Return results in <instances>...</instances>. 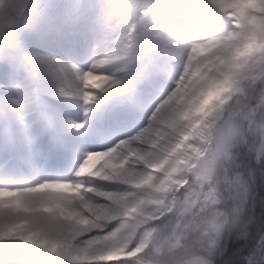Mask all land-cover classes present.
Masks as SVG:
<instances>
[{
	"label": "snow or ice",
	"instance_id": "snow-or-ice-1",
	"mask_svg": "<svg viewBox=\"0 0 264 264\" xmlns=\"http://www.w3.org/2000/svg\"><path fill=\"white\" fill-rule=\"evenodd\" d=\"M109 107L146 126L71 177L17 181L13 161ZM0 264H264V0H0Z\"/></svg>",
	"mask_w": 264,
	"mask_h": 264
},
{
	"label": "rangeland",
	"instance_id": "rangeland-1",
	"mask_svg": "<svg viewBox=\"0 0 264 264\" xmlns=\"http://www.w3.org/2000/svg\"><path fill=\"white\" fill-rule=\"evenodd\" d=\"M80 38H67V37H60V38H46V39H35L32 37L28 38V47L32 52L39 53L41 55H48L55 53L56 48H71V45H77L76 40H79ZM83 47V50L85 51L84 45L82 42L78 43V46ZM90 48V46H89ZM72 51L74 50L71 48ZM87 52V51H85ZM40 86L45 89V90H51L52 85L51 82L47 78H41L40 80ZM162 85H156L154 88L150 89V99L152 100H157L160 96L157 94V92L162 91ZM49 103L52 106L53 109H64V116H70V117H76V112H82L81 110H75V112H71L67 110L66 106L59 101H56L52 98H49ZM110 109L104 113V123L106 126H108V129H120V127H126L127 122L129 123L128 117L125 113V108L123 107H109ZM83 115V113H82ZM146 121L142 125H138L135 127V130L133 131V134H135L137 131H139L141 128L146 126L147 123V116H144ZM103 119H99L97 121H92V125L90 128V132L86 135V132L81 134L77 138V143H79V140L81 139L82 136H84L85 140L81 142L79 146H86V150H92L95 147H97V143L101 142L99 139H95L94 135L95 132H98L100 130V127L103 124ZM82 121V120H81ZM104 128V127H102ZM131 134V135H133ZM77 146V144H76ZM109 144L105 143L103 145V148L108 147ZM23 159V158H22ZM49 178V177H45ZM44 178V179H45Z\"/></svg>",
	"mask_w": 264,
	"mask_h": 264
},
{
	"label": "bare ground",
	"instance_id": "bare-ground-1",
	"mask_svg": "<svg viewBox=\"0 0 264 264\" xmlns=\"http://www.w3.org/2000/svg\"><path fill=\"white\" fill-rule=\"evenodd\" d=\"M90 51L91 49L88 47L87 54H89V56H90ZM80 63H83V62L81 61ZM162 91H163V88H162ZM162 91L160 92L162 93ZM52 99L56 101H60L61 103L65 105V103L58 98H52ZM71 112H75V110H71ZM128 112L132 114V117H133L132 120H130L131 122L130 126L132 129H135V127L139 123L140 117H138L137 111L134 108L128 107ZM74 114H76V117L78 118L70 117V116L68 118L78 122L80 113L76 112ZM145 115H147L148 117V114L145 113ZM92 121H97V120L89 121L85 129L81 130L80 132H76L72 130L70 127H68L67 125H64L63 127L64 142L66 144L67 143L76 144L78 142L77 138L81 136V134L83 135L85 130H88L90 128ZM120 129L124 131L125 128L121 127ZM94 151H98V150H94ZM83 152H85V150L81 148L80 146H78L76 149H71V150H68L67 148H57L55 151L50 152L49 155L48 153L45 154L44 155L45 158H43V155L40 156L43 158V160L39 162L38 166L34 165L30 160H28V162L21 163L18 167L12 166L15 169V178L19 182H23L25 180L29 182H36L37 180H42L41 176H44V175H47L50 178L71 177L74 174V172L69 173V171H71L72 169H75V166L79 165V162H80L79 158L83 154ZM27 155H32V154H27ZM37 171L39 174L38 175L34 174Z\"/></svg>",
	"mask_w": 264,
	"mask_h": 264
}]
</instances>
